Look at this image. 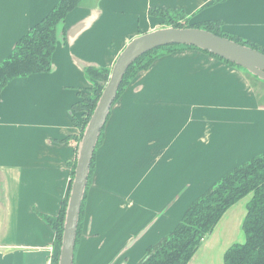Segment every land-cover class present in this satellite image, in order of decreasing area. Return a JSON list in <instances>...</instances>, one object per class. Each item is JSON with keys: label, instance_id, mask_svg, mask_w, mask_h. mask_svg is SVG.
Listing matches in <instances>:
<instances>
[{"label": "crops", "instance_id": "1", "mask_svg": "<svg viewBox=\"0 0 264 264\" xmlns=\"http://www.w3.org/2000/svg\"><path fill=\"white\" fill-rule=\"evenodd\" d=\"M59 1L0 0V63ZM160 6L183 9L191 22L219 20L264 48V0H83L59 27L51 71L12 79L0 93V264L54 258L55 235L41 216L57 215L69 193L79 135L73 105L90 86L85 69L111 68L128 41L159 27L148 10ZM257 87L264 83L195 49L162 56L138 74L104 126L75 264H91L119 228L120 246L131 243L123 259L138 263L194 199L263 153ZM118 196L120 221L107 222ZM232 207L188 264H224L228 246L217 230Z\"/></svg>", "mask_w": 264, "mask_h": 264}, {"label": "trees", "instance_id": "2", "mask_svg": "<svg viewBox=\"0 0 264 264\" xmlns=\"http://www.w3.org/2000/svg\"><path fill=\"white\" fill-rule=\"evenodd\" d=\"M82 1L60 0L41 21L33 25L16 41L12 52L0 63V93L12 79L51 71L52 55L57 44L59 26L63 24L68 14L76 9ZM148 14L159 19L164 24L163 27L204 29L264 54L262 46L224 31L222 29L223 23L219 20L191 22V18L185 14L183 9L163 6L150 8ZM184 49L199 50L194 47L178 48L176 45H169L154 49L139 57L127 69L114 103L121 97L127 86L137 75L148 70L155 60ZM202 52L223 61L229 66L240 68L215 55L205 51ZM110 70L111 68L97 67L85 69V77L90 86L78 92L79 100L73 105V110L82 115L81 120L73 117V124L79 130L77 144L102 93ZM245 73L247 72L245 71ZM103 131L104 127L100 132L90 164L76 230L74 255L83 231L85 201L95 168L96 151L103 143ZM75 163L76 160L71 168L72 177ZM68 195L63 199L57 215L41 216L55 235L56 254L52 264H57ZM249 195L250 199L246 205V216L242 224L245 242L243 244H234L227 249L223 256V263L264 264V152L233 168L194 199L171 232L158 242L148 246L145 256L137 264H188L198 250L202 239L212 232L226 211ZM73 264H75L74 259Z\"/></svg>", "mask_w": 264, "mask_h": 264}, {"label": "water", "instance_id": "3", "mask_svg": "<svg viewBox=\"0 0 264 264\" xmlns=\"http://www.w3.org/2000/svg\"><path fill=\"white\" fill-rule=\"evenodd\" d=\"M169 45L194 47L205 51L235 64L264 83L263 53L204 29L162 27L128 41L111 67L102 93L77 145L57 264H73L76 230L92 156L127 69L145 53ZM130 245L131 243L126 249Z\"/></svg>", "mask_w": 264, "mask_h": 264}, {"label": "rangeland", "instance_id": "4", "mask_svg": "<svg viewBox=\"0 0 264 264\" xmlns=\"http://www.w3.org/2000/svg\"><path fill=\"white\" fill-rule=\"evenodd\" d=\"M189 17L192 18V16H189ZM158 26H159L158 28H162L164 26V24L159 22ZM179 47L180 48H186L185 46H178V48ZM235 68H237V67H235ZM237 69L241 70L242 72H245L241 68H237ZM250 77L253 81H257L258 83L261 82L253 76H250ZM257 89H258V92L264 93V87H257ZM81 119H82V115L79 113V120H81ZM119 194H120V191L118 192V195ZM249 199H250V195L241 199L236 204H234V206L229 210L227 216L224 218L223 222H221L220 230H217V231H220L221 239L224 242L223 244L225 246H228L227 249H229L234 244H243L245 242V234H244V231L242 228V223H243V220L246 216V205H247ZM121 201H122L121 196H118V199H116L114 209H113V212H115L114 219L111 220V217L109 215L107 218L103 217L105 221L106 220H107V222H109V221L110 222L120 221L121 210H120L119 206L121 204ZM105 226L102 230L103 232H105ZM95 228H96V225H95ZM137 230L138 229H134L133 232H136ZM94 232L95 231L93 230V233ZM123 232H125V231H122L121 228H119L117 230V232H115L116 233L115 235H117V236L110 235L108 241H106L107 243L104 246V250L100 251V252L98 251L99 252L98 255L96 252V257L93 258L91 264H126L125 257H127V256L124 255V259H123V254L125 252L124 250L126 249V247L130 243L125 244L122 247L120 246L121 241L123 239V235H120V234ZM101 235L104 236V239H106L107 235L105 236V233L101 234ZM101 235H98V236L94 235L92 238L98 239L101 237ZM138 237H139V235H135L134 237L131 238L130 242L132 240H136ZM229 242H232V243L230 245H227ZM140 261H138V263Z\"/></svg>", "mask_w": 264, "mask_h": 264}, {"label": "built area", "instance_id": "5", "mask_svg": "<svg viewBox=\"0 0 264 264\" xmlns=\"http://www.w3.org/2000/svg\"><path fill=\"white\" fill-rule=\"evenodd\" d=\"M49 249H50V250H53V247H50ZM52 260H53L52 258L49 259V264H52V263H51Z\"/></svg>", "mask_w": 264, "mask_h": 264}]
</instances>
